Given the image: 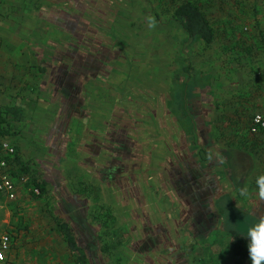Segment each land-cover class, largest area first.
Instances as JSON below:
<instances>
[{
  "label": "rangeland",
  "instance_id": "rangeland-1",
  "mask_svg": "<svg viewBox=\"0 0 264 264\" xmlns=\"http://www.w3.org/2000/svg\"><path fill=\"white\" fill-rule=\"evenodd\" d=\"M183 1L115 0L116 8L110 11L112 25L109 32L116 38L114 42H119L118 48L124 52L122 57L126 62L122 64L123 61L116 60L114 70L129 67V78L123 85L110 80V86L103 84L97 88V93L94 85L87 87L93 94L82 111L87 114H71V118L67 114L68 105L64 106L66 102L50 91L52 84L44 87L38 67L27 64L31 54L35 62L38 61L31 53L33 47L58 46L57 40L62 42V38L55 33L51 37L49 33L46 38L50 39L44 44L37 43L40 38L31 39L25 33L22 39L15 37L13 28L18 17L16 13L20 11L18 6L11 8L13 14L0 17V29L8 34L6 37L0 33V105L4 98L11 100L9 104L20 99L24 102L26 114L21 120H7V124L10 123L8 135L17 142L22 161L30 167L27 173L19 165L21 193L18 200L8 201L0 196V234L9 232L13 237L12 260L23 264H76L59 229L60 219L75 227L96 264H205L207 257V264H222V260L225 264L245 263H237V258L229 255L227 244L232 232H237L241 225L254 222L260 215L253 207L257 203L253 199L245 203L239 195L238 183L234 182L236 189L232 195H222L216 200L218 226L214 233L216 222L210 214L209 198L212 193L216 194L217 187L207 181L206 164L199 165L194 172L197 175L192 174L194 167L186 174L187 168H184V176L180 179L181 172L175 169L173 162L167 158L161 161V158L172 148V142H177L173 129L182 127L180 118L182 122L188 121L179 110L181 94L189 99L190 108L192 106L196 126L192 141L195 144L196 134L201 159H207L210 145L219 147V139L221 144H225L223 139L228 140V144L232 142L231 138L236 134L226 133L230 131V125L218 114L210 120L216 128L215 133L209 135L207 132V115L213 108L207 107L206 93L201 90V87H207L209 76L205 79L200 70L209 73L212 82L219 86L215 91L217 98L228 100L223 105L224 110H227L226 105L239 102L243 91L238 84L246 73L244 56L250 54L254 59L258 55L255 46L264 47L258 37L264 0H196L217 31L211 49H206L203 41L191 40L173 20L174 8ZM54 2L59 4L57 0ZM49 8L48 15L54 19V27H68L76 32L80 27L85 28L73 23L74 18L70 20L61 6ZM73 14L78 15L75 11ZM151 18L155 20L154 27L150 24ZM162 32L167 39H160ZM246 43L253 45V50ZM184 66L190 68L194 78L189 76L188 79ZM101 89L102 92L112 90L122 99L128 95L133 102H118L116 107L113 106V114H106L105 105L100 103L104 99ZM39 93L50 103L44 104L43 114L37 116L33 111L40 101ZM170 94L175 97V102L170 99ZM194 96H199V102L191 100ZM99 110L105 113L98 114ZM175 115L179 116V122ZM250 118L247 119L249 123ZM114 119L118 122L113 128L129 130V135L118 134L120 150L111 138L116 135L109 126ZM238 123L240 126L241 120ZM130 129H134L135 141L129 139L132 137ZM184 129L189 131V125ZM188 134L190 137L192 132ZM138 138L141 141H137ZM136 141L144 146H141L145 150L144 157L136 154L138 151L133 147L138 145L140 148ZM130 146L136 156L130 157L133 152L126 156ZM218 149L220 151L215 152L221 153ZM126 173L131 174L129 183L123 181ZM91 174L98 182L90 180ZM33 177L48 181V190L40 197H33L26 187V182ZM196 195L197 214L190 212L191 204L195 203L190 197ZM218 233L217 237L215 234ZM213 240L215 243L219 240L215 250ZM196 254L200 258L198 263H195Z\"/></svg>",
  "mask_w": 264,
  "mask_h": 264
},
{
  "label": "crops",
  "instance_id": "crops-1",
  "mask_svg": "<svg viewBox=\"0 0 264 264\" xmlns=\"http://www.w3.org/2000/svg\"><path fill=\"white\" fill-rule=\"evenodd\" d=\"M3 1H6V3H3ZM54 1H56V0H52V1H50V0H42V1H38V0H17V1H15V0L14 1L13 0H0V17L4 14L5 15L13 14L11 8L18 6L20 8V11H19V13H16V15L18 17L16 18V21H14V22H16L15 23L16 26H14V28H13L14 36L22 39L24 36V33H25V36L28 38H31V39L40 38L39 39L40 41L37 43L47 44L48 39H50V38H46V37L50 36L48 34L49 33L52 34L51 37H53V33H55L57 36L62 38V39H60V40H62V42L57 40V44L59 47L62 48L61 49L62 53L67 55V56L68 55H74L76 52L78 54H85L86 55V53H88V51L90 50V45H92L93 41L95 43V46L99 42V43L112 45V48H114V49L117 48V50H118L119 42H117V41L114 42V40L116 38L115 37L112 38L113 34L109 32V27L111 28V25H112L111 17H110L111 12L110 11H112V8H116L115 0H88V1H86V0H57V2H59V4H55ZM12 3H13V5L11 7H9V4L11 5ZM57 5L61 6L63 8V10L66 11L65 14L67 15V17L70 20H71V18H74L72 20L73 23L77 22V23H79V25H81V24L86 25V26L89 25V27L91 26L90 28L93 29V33L88 34L87 32L83 31L84 28H81L82 30H79L78 32H76L74 30H71L68 27H64V28L63 27L62 28L54 27L53 26V23H55V22H53L54 19L53 18L51 19L48 14H50V11H49L50 8L49 7H54ZM3 9H5L4 12H3ZM1 11H2V14H1ZM74 11L77 12L78 15L73 14ZM27 12H30V14H27ZM86 12H87V14H86ZM71 15H73V16L71 17ZM63 17H64V15H63ZM68 18H66V20H68ZM0 21H1V19H0ZM11 21H13V20H11ZM110 22H111V24H110ZM105 23H108L109 25L108 26L104 25ZM175 23H177V21H175ZM165 25H167V23H165ZM24 28H26V29H24ZM71 28H73V26ZM229 30H230L229 27H227V32ZM215 32L217 33L216 30H215ZM0 33H2L4 36L8 37V34H6L7 33L6 30L0 29ZM76 33L78 34L79 41H76V36H75ZM185 34L187 35L186 32H185ZM105 37L109 40V42L105 39ZM160 39H167L166 34L162 32V36L160 37ZM214 42L210 45L205 44L206 49L213 48ZM252 43H255V42L253 41ZM260 43H261V41H260ZM87 45H89V46H87ZM246 46H249V48L252 50L254 48L253 45H248L247 43H246ZM36 47H33L31 49V53L34 54V48H36ZM41 47L46 48V49H50L48 46H45V45L41 46ZM256 50L258 51V55L256 58L253 59L250 56V54H247L246 56H244L243 61L245 64H244L243 69L246 71V73L243 76V78H241V80H240L241 83L238 84V87L240 89H242V91H243V92H240V94H242V97L239 99V102H237V103L232 102L233 105H232V103L229 105H226L227 110H224L223 105H225L228 102V100L227 99L220 100L219 98H217L215 91H216V89L219 88V86H217L216 83L212 82V79L210 78L212 76L209 73L206 74L205 72H203L201 68H200L201 70L196 69V71L200 70L201 74L203 75V77L205 79L208 78V76H209V79L207 81V84H208L207 87H205V86H204L205 88L201 87V90L206 93L204 95L207 96L205 99V101L208 105L207 107L211 108V109L213 108V110L211 112H208V115H207L208 121L206 120L207 126L209 128V130L207 131L208 134L211 135L212 133H215V131H216V128H214V126L212 125L213 122L210 123V120H212L214 114H218V116L221 119L228 121V124L230 125L229 130L231 132L229 131L226 133H233L234 132V134H236V135H233V137L231 138L232 142L229 143L231 145H229L227 143L228 140H224V139H223V141L225 144H221L222 140L218 138L219 139L218 140L219 147L215 148L213 144L209 146V148L211 150H213L214 152L216 150L220 151L218 148L221 149V151H222L221 155L223 157H225V160H226L225 164L221 166V165H218L214 162H209L207 159L206 160L201 159L202 157L201 158L199 157L198 149L195 148L194 145L189 144L186 146V143L184 142L185 132L182 131L181 128L173 129L175 132V133H173V135H174V138L176 139L177 142H172V144L170 145V146H172V148H170L169 150H166L165 156L163 155L162 156L163 158H161V161L164 160V158L165 159L167 158L170 162H173L175 169L180 170V172H181L180 179L183 178V176H184V175H182V173L184 172L183 171L184 170V164L182 163L184 160H182V158H186L191 162L189 165L185 164V168H187V170L185 171V174L187 172H189L188 169L190 167L191 168L194 167V168H192V174L197 175V173H194V172L197 171V168L199 167V165L204 166L206 164L205 166L207 167L206 171L208 174L207 181L213 182V184L214 185L216 184V187H217L216 188L217 189L216 194L212 193V196L209 198L210 199L209 200V206H210L209 208L211 210L210 214L214 217V221L216 222V224L213 227L215 229L214 233L217 232L216 226H218V212L216 211V208H215V206L217 204L216 200H217V198H219L222 195H228V194L232 195V191L234 189H236L235 188L236 186L233 187L234 182L238 183L237 189L240 187H243L245 185H247L249 187V190L252 193V196L250 199L244 198L245 203H247L248 201L253 199L252 201H255L257 203V205H255L253 207H255V209L257 210V212L260 215L264 214V204L259 202L258 199L256 198V192H257L256 179L259 175L264 174V131H260L258 133H252L250 131L248 133V131L250 130V125H251V118H252L251 113L264 111V47L263 48H257L255 46L254 51H256ZM181 53H182V51H181ZM31 57L32 58L30 61L27 58V61H29V62H27V64L28 65L29 64H32V65L35 64V66L38 67V65H39L38 61L35 62L36 59L32 56V54H31ZM251 61H252V63H251ZM0 65H1L0 68L2 70V62H0ZM192 66H193V64H192ZM206 69L210 70V68H206ZM191 77L193 78V75H191ZM213 79H214V75H213ZM78 84H79L80 88L83 89V90H81L79 97L85 99L86 94H87L85 92V90H87V87H89L90 85H94V88H95L96 93H97L98 92L97 88L100 87L102 83H101V80L99 78L98 79L97 78H91V79L87 80L85 75H83V76L79 75ZM224 85H226V84H223V87H225ZM89 92H91V91H89ZM223 92H224V90H223ZM181 95H182V99L180 100V102L185 103L188 110H190L191 113H193L192 112L193 110H191L192 106L190 108L189 99H187V97H183L184 96L183 94H181ZM38 96H39L38 99L40 101L36 103V108L33 111V114L40 116L39 114H43V110L45 107L44 104H47V103L49 104L50 102H49L48 98H47V102L42 98V93H39ZM90 96H93V94L90 93ZM94 97H96L95 91H94ZM198 97L199 96H197V97L194 96L193 98H191V100L193 99V101L195 100V101L199 102ZM226 97H228V96H226ZM170 99L174 100V102H175V97L171 96V94H170ZM200 101L203 104V99ZM9 102H11V100L4 98L3 99V105L2 106L0 105L1 106L0 111H3L4 108L9 106V105H17V106H20L23 110L22 116L24 114H26V111L24 110L26 108L24 106V102L21 99L19 101H17V103L13 102V103L9 104ZM167 102H168V100H167ZM79 103H80V101H79ZM85 103H87L86 99H85ZM85 103L82 104V102H81L80 103L81 105L80 104L77 105V109H79V111H80L78 113L79 116L81 114H85V115L87 114L85 112V110H84V112H82L83 109L81 110V108L84 107ZM218 105L221 108L216 107ZM179 108L181 109V106ZM198 108L200 109V107H198ZM208 108H207V111H208ZM199 111L200 110H198V113H203L202 111H200V112ZM67 114H70V115H68V117L71 118V112L68 111ZM73 114H77V113L74 112ZM174 114H176V113H174ZM220 118H218V119H220ZM248 118H250V123H249V121H247ZM7 119H9L11 121L16 120V119H13L11 116L7 117ZM239 120H241L240 126L238 123ZM176 121L179 122L177 117H176ZM179 123L181 124V122H179ZM223 124H227V123L224 122ZM246 125H247V127H246ZM89 126L92 127V125H89ZM241 126H242V128H241ZM243 126H245V127H243ZM220 130L222 131V129H220ZM85 133H86V131L84 129L83 130V136L84 137L86 136ZM132 134H133L132 140L135 141L134 133L132 132ZM219 134H222V132H219ZM182 136H183V138H182ZM84 141H85V138H84ZM14 142L17 144V142L15 140H14ZM17 146H18V144H17ZM79 146L81 147V142H80ZM133 153H135V152H133ZM133 155L134 154H132L131 156H133ZM134 156H136V155H134ZM142 156L144 157L145 154H143ZM187 166H189V167H187ZM166 167L167 166H165V168ZM190 198L194 199V202H195L194 205H193V203L191 204L190 212H194L195 214H197L199 211L198 196L197 195H196V197L191 196ZM222 231H221V233H222ZM215 235H217V237H218L219 233L215 234ZM230 240H231V238H230ZM218 241H217V243H215V240L211 241L213 243V246H212L213 249L215 247V244H218ZM221 241H223V240H221ZM209 245H211V244H209ZM198 257H199V254H196L195 263L200 262V258H198ZM204 257H205V255H204ZM208 259L209 258L207 257V259L204 260L205 264L209 263ZM202 260H203V258H202ZM224 262H225L224 260L221 261L222 264L226 263V262L225 263ZM237 263H239V262H237ZM227 264H233V263L230 262ZM243 264H245V263H243Z\"/></svg>",
  "mask_w": 264,
  "mask_h": 264
},
{
  "label": "trees",
  "instance_id": "trees-1",
  "mask_svg": "<svg viewBox=\"0 0 264 264\" xmlns=\"http://www.w3.org/2000/svg\"><path fill=\"white\" fill-rule=\"evenodd\" d=\"M172 15H173V19L181 25V27L187 33L188 37L191 40H201L206 45H210L216 40L215 28L210 22L208 16L206 15L205 11L202 9L198 1L196 0L183 1L182 3L176 6V8L173 10ZM81 25L82 27H85L83 31L87 32L88 34L93 33V29L90 28L91 26L87 28L86 25L83 24ZM79 30H82L81 27L78 29V31ZM75 36H76V41H79V37L77 33L75 34ZM49 45L52 46L51 44ZM49 48L50 49H46L37 46L34 49V54L39 62L38 69L43 79V86L48 88L52 84L51 87L49 88L50 91L53 92L54 96L66 102L64 103L65 104L64 106L68 105V110L71 112V114H73L74 112L78 114L80 111L79 109H77V105H79L81 102L82 104H84L85 99L88 100V97L90 96L89 90H85V92L87 93L86 98L84 99L79 97L81 90H83L82 88H80L78 84L79 75L80 76L85 75L87 80L91 78H97V79L99 78L102 83L100 87H102L103 84L104 86L105 84L110 86L109 85L110 80H113V82H115L116 85L118 84L123 85L127 82L126 78H129L128 76L129 67L126 68L127 70L123 69L124 67L122 69L118 68L114 70L115 67L113 62H115L116 60L117 61L120 60V62L123 61L122 64H125L126 58L122 57V53L124 52H120L119 48L118 50L117 48L116 49L112 48V45L98 42L95 46V43L93 41L92 45H90V50L88 51V53H86V55L78 54L76 52L74 55H68V56L63 54L62 51L59 50V48L61 47L57 45ZM184 67H185L184 70L186 72L188 71L187 72L188 79H190L189 76L191 75L194 76V74H192L191 71L189 70L190 68L188 66H184ZM111 75L113 76L112 78ZM100 93L104 96V99H102L100 103L102 102L101 105H105L104 110H106V114L108 113L113 114L114 112L113 106L115 105L116 107L118 102H133L130 96L125 95L128 99L127 98L122 99L120 95H117L116 92H113L112 90L110 91L104 90L102 92L101 89ZM105 99L108 101L106 103L110 104V107L108 106V104L105 103L104 101ZM180 106L181 109L179 110H181V114H184L182 116L185 118L188 117L187 123L185 121L182 122L180 118V122L182 126L181 129L182 131L185 132L184 142L186 143V146L189 144L194 145L195 148L198 149V155H199V151L201 150V148H198L199 145L196 140V134H195V144L192 141L194 140L193 131H195V127H196L193 118V113H191V111L188 110L185 103L181 102ZM83 108L84 107H82L81 110ZM104 110L103 111L99 110L98 114H104L105 113ZM122 110H123L122 112H124V108H122ZM22 111H23L22 108L17 105H9L5 107L3 111H0V117L2 119V122L5 123V126L0 127L1 134H9L10 132L9 130L10 123L7 124V120H8L7 117L11 116L13 119L21 120L23 114ZM175 112L176 111H174V113ZM164 116L166 117V115ZM175 116L179 120V116L177 115ZM117 122L118 121L114 119V121L113 120L111 121V125L109 126L112 127L111 130L112 133L114 132V134H116V135H112L111 138L113 139V142H116V144L118 145V149L120 150L121 147H119L117 141L118 134L129 135V130L128 128L127 129L113 128V126L117 125ZM186 125H189V129H190L189 131H186L184 129ZM130 130L131 132H133L134 129H130ZM190 132H192V135L189 137L188 133ZM131 135L133 136V134ZM129 139H132V137H130ZM137 141H141V138L140 139L138 138ZM137 141H136L137 144L140 143V148H138V145L134 146L133 147L134 150L138 151V153L136 152L135 153L139 155L140 154L143 155L145 153V150L142 147L144 146H142L141 142H137ZM133 148L130 146L129 149L130 151L128 153L126 152V156L130 155V153L133 151ZM135 153L133 154L135 155ZM16 159L18 164L21 166V169L28 173L30 171V167L25 165V163L22 161L19 155V150L17 152ZM117 159L119 160L118 157ZM182 160H184L185 162L184 168H185V164L189 165L191 163L186 158H182ZM18 173L19 172H17V175H19ZM92 175L93 174H91L90 180L93 179V181L98 182V178L96 176L93 178ZM130 176L131 174L129 173L124 174V180H123L124 183L130 182L131 180ZM101 178L103 179V176H101ZM136 183H139L138 180L136 181ZM141 186H142V190H144V185L141 184ZM26 187L29 193H31L33 197H40L41 195H44L47 192L48 181L45 178L33 177L27 181ZM35 188L39 189V193L35 191ZM106 213L110 214V210L106 209ZM58 224H59V229L63 234V237L66 243L68 244L71 253L75 258L76 264H96L94 261L95 257L93 256L92 253H89V248L87 244L83 243L75 227L69 221L66 220L59 219ZM231 234H232V238L227 244L229 255L235 256L238 262H245V264H251L248 255L247 239L241 237L237 232H232Z\"/></svg>",
  "mask_w": 264,
  "mask_h": 264
},
{
  "label": "built area",
  "instance_id": "built-area-1",
  "mask_svg": "<svg viewBox=\"0 0 264 264\" xmlns=\"http://www.w3.org/2000/svg\"><path fill=\"white\" fill-rule=\"evenodd\" d=\"M258 35L264 45V14L259 23ZM5 126L0 117V127ZM250 131L258 133L264 131V111L253 114ZM17 144L8 134L0 133V196L8 201H16L21 193L20 178L17 175L19 164L17 162ZM27 183V182H26ZM39 193V189L35 188ZM13 237L9 232L0 234V264H23L12 260Z\"/></svg>",
  "mask_w": 264,
  "mask_h": 264
},
{
  "label": "clouds",
  "instance_id": "clouds-1",
  "mask_svg": "<svg viewBox=\"0 0 264 264\" xmlns=\"http://www.w3.org/2000/svg\"><path fill=\"white\" fill-rule=\"evenodd\" d=\"M151 26H155L154 18L150 19ZM207 160L218 165H224L226 160L220 152L209 150ZM256 198L264 204V174L259 175L256 179ZM239 195L245 199H250L252 193L247 185L238 189ZM237 233L247 239L248 255L251 264H264V214L259 215L254 222L241 225Z\"/></svg>",
  "mask_w": 264,
  "mask_h": 264
}]
</instances>
